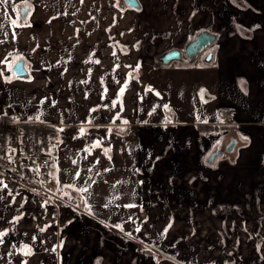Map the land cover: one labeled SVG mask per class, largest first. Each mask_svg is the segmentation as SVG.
Instances as JSON below:
<instances>
[{
    "label": "crops",
    "instance_id": "obj_1",
    "mask_svg": "<svg viewBox=\"0 0 264 264\" xmlns=\"http://www.w3.org/2000/svg\"><path fill=\"white\" fill-rule=\"evenodd\" d=\"M13 2L0 124L55 137L40 191L0 177V264H264V0H30L18 27ZM204 30L211 60L159 61ZM20 57L29 78L8 70ZM198 222L232 239L217 263L193 246Z\"/></svg>",
    "mask_w": 264,
    "mask_h": 264
},
{
    "label": "built area",
    "instance_id": "obj_2",
    "mask_svg": "<svg viewBox=\"0 0 264 264\" xmlns=\"http://www.w3.org/2000/svg\"><path fill=\"white\" fill-rule=\"evenodd\" d=\"M50 126L51 123L40 121L0 124V177L10 193L42 189L32 179H45V170L51 164L49 146L55 133Z\"/></svg>",
    "mask_w": 264,
    "mask_h": 264
},
{
    "label": "water",
    "instance_id": "obj_3",
    "mask_svg": "<svg viewBox=\"0 0 264 264\" xmlns=\"http://www.w3.org/2000/svg\"><path fill=\"white\" fill-rule=\"evenodd\" d=\"M129 6L133 9H141V4L139 0H130V2H126V4L122 3L121 7ZM218 39V35L208 30L201 31L197 34V36L189 41L184 50L181 49H172L165 52L158 59L162 62L163 65H169L173 61L181 62L184 59V54L188 58L189 63H194L198 58L206 51V55L208 60H211L213 51H210V48L216 43ZM19 62L25 66V70L22 73H17L20 78H29L30 73L26 67L24 60H19ZM237 139L232 136L228 145L225 148V152L231 153L235 150L237 145ZM224 151L218 149L212 152L209 157H207L206 161L209 164H213L217 157L221 156Z\"/></svg>",
    "mask_w": 264,
    "mask_h": 264
},
{
    "label": "snow or ice",
    "instance_id": "obj_4",
    "mask_svg": "<svg viewBox=\"0 0 264 264\" xmlns=\"http://www.w3.org/2000/svg\"><path fill=\"white\" fill-rule=\"evenodd\" d=\"M125 2H130V0H125ZM10 3V0H0V5H7ZM24 9H20L19 6L16 3H12V9L13 11L16 13V18L13 19L10 16L7 15V11H5V17L7 19L10 20L11 24L13 26H31L30 24L27 23V18L28 16L31 14L32 8H31V4H30V0H24ZM19 19H23L24 20V25H19L17 23V21ZM15 35V34H14ZM0 43H2V41H0ZM9 56H12L11 53H9ZM23 57H20V60H22ZM7 62V57L5 58V60H0V64H4ZM8 70L11 71L13 73V76H15L16 78H20L17 73H22L25 70V66L22 65L18 60L13 59L10 63H8ZM3 75V72L0 71V76ZM9 82L11 80V77H7L6 78ZM127 87V85H125L124 87H122L120 89V93L122 94L125 90V88ZM201 95L203 96V90H201ZM167 107V106H165ZM81 132H83V129H81ZM245 140H247V137H244ZM77 175H79L77 173ZM5 187H7V185H5ZM66 187H74L72 185H67ZM77 191H79L80 193H86L88 191L87 188H79L76 189ZM85 205H87V200L84 201ZM170 227V225H169ZM3 235H5V233H0V237H2ZM2 242V241H0ZM25 255H30L31 254V249H27V251H25L24 253Z\"/></svg>",
    "mask_w": 264,
    "mask_h": 264
},
{
    "label": "rangeland",
    "instance_id": "obj_5",
    "mask_svg": "<svg viewBox=\"0 0 264 264\" xmlns=\"http://www.w3.org/2000/svg\"><path fill=\"white\" fill-rule=\"evenodd\" d=\"M45 176V175H44ZM37 179V178H36ZM199 221V219H198ZM198 224V225H197ZM194 232H201L202 236H203V239L205 238V243L202 244L201 243V240L200 241H195L194 242V248H198L199 251H204V254H206L207 256H211L210 257V262L212 263H217L219 261V258L221 257L218 252L220 251L221 248H224V249H229L231 247H228L229 243L231 245V237L229 234H227V232H225V234L223 236L220 237V235L215 231V234H214V237L212 238V236H209V233L210 229H207L206 227H201L200 223H196V225L194 226L193 228ZM209 236V239H207ZM212 242H211V241ZM234 240V239H233ZM212 244V245H210ZM209 246V247H208ZM201 260V259H200Z\"/></svg>",
    "mask_w": 264,
    "mask_h": 264
},
{
    "label": "flooded vegetation",
    "instance_id": "obj_6",
    "mask_svg": "<svg viewBox=\"0 0 264 264\" xmlns=\"http://www.w3.org/2000/svg\"><path fill=\"white\" fill-rule=\"evenodd\" d=\"M115 1V3L118 5V7H120V9H122V10H126L127 8H131V7H129V6H125V7H121V4L122 3H124V4H126V2H125V0H114ZM142 7V6H141ZM133 9V8H132ZM141 10V9H140ZM189 43V42H188ZM187 43V44H188ZM186 44V45H187ZM186 47V46H185ZM172 50V49H171ZM182 51L184 50V49H181ZM169 51V50H168ZM167 52V51H166ZM203 54H206V51L203 53ZM197 61V60H196ZM195 61V62H196ZM161 62V61H160ZM174 62V61H173ZM181 62H184V63H188V64H192V63H189V60H188V58L185 56V54H184V59L181 61ZM162 63V62H161ZM236 148V147H235Z\"/></svg>",
    "mask_w": 264,
    "mask_h": 264
},
{
    "label": "trees",
    "instance_id": "obj_7",
    "mask_svg": "<svg viewBox=\"0 0 264 264\" xmlns=\"http://www.w3.org/2000/svg\"><path fill=\"white\" fill-rule=\"evenodd\" d=\"M227 154L230 156L232 153H227ZM73 193L76 194L77 192L74 191Z\"/></svg>",
    "mask_w": 264,
    "mask_h": 264
}]
</instances>
